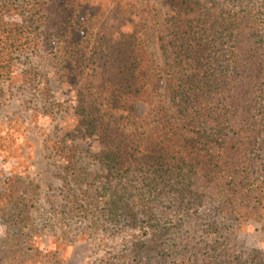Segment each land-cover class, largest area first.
<instances>
[{
    "label": "trees",
    "instance_id": "16d2710c",
    "mask_svg": "<svg viewBox=\"0 0 264 264\" xmlns=\"http://www.w3.org/2000/svg\"><path fill=\"white\" fill-rule=\"evenodd\" d=\"M66 1L0 0L1 61L16 51L35 53L49 45L67 54V69L82 63L68 35L75 19ZM168 1L170 15L158 34L168 59L164 69L144 39L150 32L146 19H137L130 33L120 36L116 31L123 25L113 31L106 26L117 16L103 18L93 45L95 92L106 94L108 108L119 111L128 103L147 102L162 129L169 126L163 133L148 131L138 141L134 132L120 131L117 121L114 125L99 116L95 105L79 119L98 143L104 181L97 190L104 218L141 234L113 264H264V251L257 247L246 258L235 254L236 232L225 225L262 217L264 19L259 14H264V0L261 11L252 2H238L234 11L233 1L230 9L219 11L215 0ZM158 89L166 93L163 105L152 99ZM32 201L19 177L1 181L2 258L16 254L22 238L17 227ZM165 202L173 215L180 214L175 224L164 220ZM204 206L213 214L196 217L206 224L207 240L198 239L193 229L192 214Z\"/></svg>",
    "mask_w": 264,
    "mask_h": 264
},
{
    "label": "rangeland",
    "instance_id": "374dc122",
    "mask_svg": "<svg viewBox=\"0 0 264 264\" xmlns=\"http://www.w3.org/2000/svg\"><path fill=\"white\" fill-rule=\"evenodd\" d=\"M233 1L234 11L239 9L238 2H252L259 11L262 9L263 0H215V5L219 11H227ZM65 4L75 19L68 35L75 44L77 58L83 56L82 63L67 69V54L49 45L39 47L35 53L16 51L5 61L0 58V183L5 176L13 175L33 194L28 214L17 227L22 238L14 257L5 254L6 258H2L0 226V264H113L127 254L134 236L141 234L127 225L114 226L104 218L97 190L104 181L96 153L98 143L94 137H88L79 119L84 111L88 113L90 105H95L99 116L114 125L117 121L120 131L126 136L134 132L138 141L148 131H169V126L162 129L160 116H154L153 105L147 102L139 100L111 111L103 99L106 94L100 97L95 92L96 73L92 70L98 24L113 16H117V22L107 21L106 26L113 31L115 25H123L116 31L120 36L130 33L137 19H146L150 32L144 39L151 46L150 51L155 49L153 59L164 69L168 59L162 55L158 34L164 32L165 20L170 15L169 1L68 0ZM32 9L37 13L38 7L32 5ZM259 15L264 19L262 12ZM165 94L158 89L152 99L163 105L167 102ZM175 128L174 123L172 132ZM167 206L165 202L164 220L175 224L180 214L173 215ZM210 209L200 207L192 214L198 239L207 240V232L204 220L196 216L205 217ZM261 210L260 221L252 218L246 223L226 222V230L236 232L235 254L246 258L255 247L264 251V201Z\"/></svg>",
    "mask_w": 264,
    "mask_h": 264
}]
</instances>
